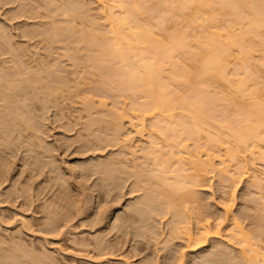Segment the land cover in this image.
Returning a JSON list of instances; mask_svg holds the SVG:
<instances>
[{"label":"rangeland","instance_id":"rangeland-1","mask_svg":"<svg viewBox=\"0 0 264 264\" xmlns=\"http://www.w3.org/2000/svg\"><path fill=\"white\" fill-rule=\"evenodd\" d=\"M71 1L75 6V0H0V264H245L242 246L230 235L233 216L263 264V182L259 188L243 178L232 190L216 169L194 187L197 199L181 190L173 198L178 207L168 208L163 194L169 188L149 179L156 169L144 156L153 121L144 118L142 136L128 121L123 130L115 128L111 115L122 108L129 113L135 96L117 60L103 63L85 47L104 32L98 3L83 0L90 16L81 10V17H65L63 7ZM152 4L140 21L165 34L164 10ZM257 54L251 69L264 87V57ZM37 72L59 92L36 89ZM15 87L23 89V98L16 99ZM227 107L215 114L232 115ZM10 110L30 118L35 135L11 122ZM186 143L195 148L194 141ZM257 162L254 170L262 171L264 162ZM177 212L186 222L175 230ZM206 222L220 235L202 247L199 226Z\"/></svg>","mask_w":264,"mask_h":264},{"label":"bare ground","instance_id":"bare-ground-1","mask_svg":"<svg viewBox=\"0 0 264 264\" xmlns=\"http://www.w3.org/2000/svg\"><path fill=\"white\" fill-rule=\"evenodd\" d=\"M96 1L98 11L104 17L101 23L103 31L109 29L105 33L99 30L101 39L95 36L88 38L85 47L94 48L97 59L103 63L117 60L118 68L135 96L129 113L122 108L111 115L115 128L123 130L125 121H128L130 126L137 128L135 134L142 136L144 118L149 117L153 121L148 134L150 144L144 156L152 161L156 169L155 175L151 174L153 177L148 178H156L157 183L160 181L169 188L163 194L168 208L178 207L173 198L174 193L181 190L185 191L189 200L197 199L194 187L204 182L214 170L217 172L216 169L224 177L222 179L231 180L232 190L233 184L237 185L243 178H250L254 186L261 188L264 168L262 166L261 171L258 166L260 171L257 172H263L260 176L255 167L257 161L264 162V87L263 84L258 85L261 81L252 69L255 55L261 53L264 57V0ZM150 1L153 9L164 10L161 13L165 16L164 23H169V27H165L167 30L161 27L166 32L162 33L164 35H158L147 22L140 21L142 10L148 9ZM74 2L75 6L71 1L73 4H69V8L63 7L65 17L68 14L80 16L83 11L87 12L85 8L90 9L83 0ZM93 22L95 26L96 20L93 19ZM104 22L108 24L107 28ZM81 41L78 43L81 44ZM14 53L13 56L17 57ZM40 72L36 75L41 78L37 83L33 82V86L38 85L36 89L39 87L47 95L58 93L59 89L53 90L50 86L52 79L49 83ZM16 88H12L16 99L23 98V89ZM2 100L5 101L6 96ZM223 105H228L230 109L233 107L230 110L233 114H215L218 110L221 112ZM18 110L15 114L14 110H10L11 122L18 121L17 124L23 125L24 130L35 135L34 126L31 121L28 122L30 118L25 120L24 114ZM214 115L220 120L218 117L216 120ZM36 138L41 141L38 136ZM188 140L194 141V151L188 149ZM164 141L169 142L166 148H176L175 151L165 149ZM135 152L132 150V153ZM250 168L255 173H251ZM225 206L228 219L233 212V200ZM175 215L180 217L178 212ZM183 219L185 217H180L175 230L184 227L180 226L186 222ZM232 219L230 235L238 239L242 246L245 264H259L261 251L250 242L237 219L234 216ZM208 224L199 226L198 244L202 247L212 236L220 235L219 230L213 231ZM185 234L189 241L194 240L195 234L190 228ZM262 261L264 264V254ZM6 264H17V261Z\"/></svg>","mask_w":264,"mask_h":264}]
</instances>
